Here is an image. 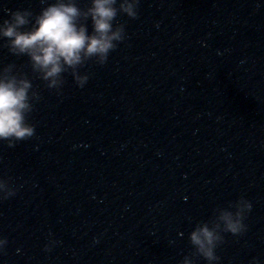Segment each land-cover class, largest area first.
I'll return each instance as SVG.
<instances>
[{"label": "water", "instance_id": "1", "mask_svg": "<svg viewBox=\"0 0 264 264\" xmlns=\"http://www.w3.org/2000/svg\"><path fill=\"white\" fill-rule=\"evenodd\" d=\"M115 22L105 64L69 74L0 264H206L188 234L239 197L218 264H264V0H140Z\"/></svg>", "mask_w": 264, "mask_h": 264}, {"label": "clouds", "instance_id": "2", "mask_svg": "<svg viewBox=\"0 0 264 264\" xmlns=\"http://www.w3.org/2000/svg\"><path fill=\"white\" fill-rule=\"evenodd\" d=\"M140 0H90L86 10L78 0H41L45 6L33 15L27 9L9 11L0 18V40L5 41L9 53L27 56L33 71L48 89L59 90L63 76L69 70L74 83L83 87L89 79L79 71L88 61L103 65L111 51L125 39V27L116 23L118 13L137 17ZM90 20L91 31L83 23ZM11 66L0 70V142L9 147L34 136V125L28 115L34 109L38 95L25 76L10 75ZM15 195L8 182L0 179V199ZM252 204L239 197L227 206L215 209L216 219L211 225L197 223L188 234V241L206 264H218L216 248L223 243L224 233L239 235L246 230L243 222ZM55 244V241H50ZM7 240L0 237V252ZM45 251L49 246H45ZM184 264H190L188 259ZM252 264H257L253 258Z\"/></svg>", "mask_w": 264, "mask_h": 264}]
</instances>
